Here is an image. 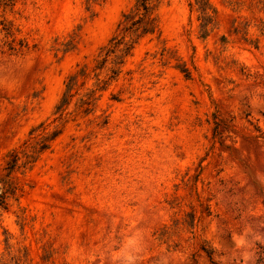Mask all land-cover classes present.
<instances>
[{
    "label": "rangeland",
    "instance_id": "1",
    "mask_svg": "<svg viewBox=\"0 0 264 264\" xmlns=\"http://www.w3.org/2000/svg\"><path fill=\"white\" fill-rule=\"evenodd\" d=\"M209 2L159 0L88 114L66 81L136 0L0 10V264H264V0Z\"/></svg>",
    "mask_w": 264,
    "mask_h": 264
},
{
    "label": "trees",
    "instance_id": "2",
    "mask_svg": "<svg viewBox=\"0 0 264 264\" xmlns=\"http://www.w3.org/2000/svg\"><path fill=\"white\" fill-rule=\"evenodd\" d=\"M159 0H136L135 5L130 12L123 14V21L120 24L122 26V33L113 36L108 45L104 46L99 55L94 59V64L85 62L79 66V68L69 75L66 81V89L56 106L57 112L62 114L65 106L70 103V100L74 97L72 93L82 80V87L85 85V81L93 75L95 79L93 87L87 88L79 98L81 104V114H88L92 109L90 108L96 100L97 91L105 90L111 82L117 80L119 73L121 72V66L124 63V57L129 55L133 44L140 36L152 33L156 28V16L155 10L157 9ZM15 0H0V10H6L12 7ZM199 11L201 12V19L204 29L210 25L213 19V9L209 0H195ZM3 25L6 33L12 35V25L6 20H3ZM136 36L135 39H133ZM14 49V48H13ZM105 72V74H103ZM61 131H55L47 137L39 150L48 148L47 140L53 139ZM33 157V156H31ZM190 224H194L195 214H190ZM164 234V233H163ZM202 249L206 252L208 257L213 261V249H209L205 246ZM263 252V251H262Z\"/></svg>",
    "mask_w": 264,
    "mask_h": 264
}]
</instances>
